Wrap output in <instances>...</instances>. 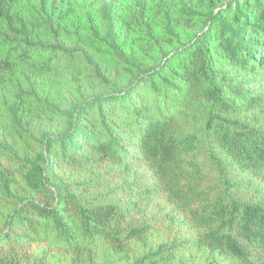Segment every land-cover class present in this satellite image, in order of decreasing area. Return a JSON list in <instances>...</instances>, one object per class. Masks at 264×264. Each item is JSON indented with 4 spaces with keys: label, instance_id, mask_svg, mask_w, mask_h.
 I'll use <instances>...</instances> for the list:
<instances>
[{
    "label": "trees",
    "instance_id": "obj_1",
    "mask_svg": "<svg viewBox=\"0 0 264 264\" xmlns=\"http://www.w3.org/2000/svg\"><path fill=\"white\" fill-rule=\"evenodd\" d=\"M33 242L264 264V0H0V264Z\"/></svg>",
    "mask_w": 264,
    "mask_h": 264
},
{
    "label": "rangeland",
    "instance_id": "obj_2",
    "mask_svg": "<svg viewBox=\"0 0 264 264\" xmlns=\"http://www.w3.org/2000/svg\"><path fill=\"white\" fill-rule=\"evenodd\" d=\"M168 210L169 207H165L163 211L164 217L160 215L149 219L146 215V219L141 216H136L130 222L132 224H139L144 220L148 221L149 225L152 226V235L149 241L153 247L165 242L166 244L174 245L175 255L177 257L180 256L185 260L203 257L202 254L197 252L192 246L191 231L181 225V218L171 219L170 217H165ZM144 252L145 249L139 245H132L130 256L135 259L140 258L144 255ZM17 258L19 261L18 264H70V258L63 254L62 251L49 247L48 244L44 242H33L24 246ZM223 264L231 263L226 261Z\"/></svg>",
    "mask_w": 264,
    "mask_h": 264
}]
</instances>
